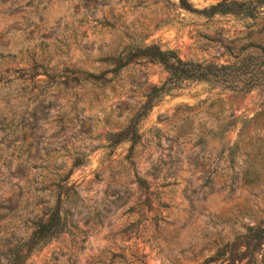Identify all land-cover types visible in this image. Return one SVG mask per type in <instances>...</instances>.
Instances as JSON below:
<instances>
[{"label":"rangeland","instance_id":"rangeland-1","mask_svg":"<svg viewBox=\"0 0 264 264\" xmlns=\"http://www.w3.org/2000/svg\"><path fill=\"white\" fill-rule=\"evenodd\" d=\"M177 1L0 0V264L56 202L68 229L22 264H198L264 218V89L186 80L139 116L166 73L110 71L142 43L216 64L264 44V19Z\"/></svg>","mask_w":264,"mask_h":264},{"label":"trees","instance_id":"trees-1","mask_svg":"<svg viewBox=\"0 0 264 264\" xmlns=\"http://www.w3.org/2000/svg\"><path fill=\"white\" fill-rule=\"evenodd\" d=\"M177 6L183 10L195 12L205 18L215 15H228L251 23L264 19V0H216L200 9L192 8L187 0H178ZM252 49L240 57L226 63H203L181 59L172 49H161L154 43L137 44L128 47L108 58L112 72L138 59L159 64L166 73L165 79L157 86L153 85L141 106L139 116L152 104L157 93H167L182 81L205 82L231 92L248 93L264 89V44H250ZM119 133H114V142L119 141ZM77 164L72 163V167ZM140 190L147 191L144 179L136 177ZM70 221L67 213L61 210L59 202L46 208L37 216L30 233L8 250L4 264H22L32 252L47 242L66 232ZM259 254L264 256V218L245 229L232 241L218 246L198 264H237L243 258L253 261Z\"/></svg>","mask_w":264,"mask_h":264}]
</instances>
